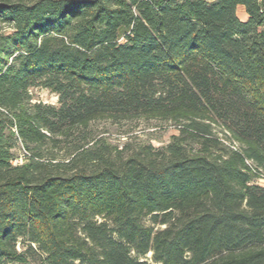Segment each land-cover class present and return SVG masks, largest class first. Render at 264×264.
<instances>
[{
	"label": "trees",
	"instance_id": "trees-1",
	"mask_svg": "<svg viewBox=\"0 0 264 264\" xmlns=\"http://www.w3.org/2000/svg\"><path fill=\"white\" fill-rule=\"evenodd\" d=\"M0 26V264H264V0H0ZM139 120L179 134L90 130Z\"/></svg>",
	"mask_w": 264,
	"mask_h": 264
},
{
	"label": "rangeland",
	"instance_id": "rangeland-1",
	"mask_svg": "<svg viewBox=\"0 0 264 264\" xmlns=\"http://www.w3.org/2000/svg\"><path fill=\"white\" fill-rule=\"evenodd\" d=\"M213 2L214 0H207ZM238 17H245L243 8L237 11ZM0 33H10L6 27L0 26ZM32 103H43L47 105L58 106V98L55 94L43 88H33L30 90ZM92 136L98 139H105L107 143L113 147L121 149L125 145H129L132 149L142 145H151L159 149L165 147L171 141L172 136L179 134L178 130L171 123H166L157 120H139L122 122L114 124L110 121H98L91 125ZM26 152L21 150L19 158L25 156ZM255 183L264 187V179L256 180Z\"/></svg>",
	"mask_w": 264,
	"mask_h": 264
},
{
	"label": "built area",
	"instance_id": "built-area-1",
	"mask_svg": "<svg viewBox=\"0 0 264 264\" xmlns=\"http://www.w3.org/2000/svg\"><path fill=\"white\" fill-rule=\"evenodd\" d=\"M22 161H23V159H22V158H20V159L16 160V161L14 162V164H19V163H22Z\"/></svg>",
	"mask_w": 264,
	"mask_h": 264
},
{
	"label": "crops",
	"instance_id": "crops-1",
	"mask_svg": "<svg viewBox=\"0 0 264 264\" xmlns=\"http://www.w3.org/2000/svg\"><path fill=\"white\" fill-rule=\"evenodd\" d=\"M244 10V9H243ZM242 20H246V16L242 18Z\"/></svg>",
	"mask_w": 264,
	"mask_h": 264
},
{
	"label": "water",
	"instance_id": "water-1",
	"mask_svg": "<svg viewBox=\"0 0 264 264\" xmlns=\"http://www.w3.org/2000/svg\"><path fill=\"white\" fill-rule=\"evenodd\" d=\"M149 257H151V254L149 255Z\"/></svg>",
	"mask_w": 264,
	"mask_h": 264
}]
</instances>
